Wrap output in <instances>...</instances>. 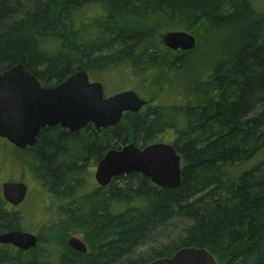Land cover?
Returning <instances> with one entry per match:
<instances>
[{
	"label": "trees",
	"instance_id": "1",
	"mask_svg": "<svg viewBox=\"0 0 264 264\" xmlns=\"http://www.w3.org/2000/svg\"><path fill=\"white\" fill-rule=\"evenodd\" d=\"M165 31L226 44L225 59L211 56L206 79L196 74L188 87L190 77L182 81L187 93L175 105L168 102L177 96L173 72L187 56L161 45ZM18 64L45 87L80 70L97 78L126 65L127 79L149 80L152 91L148 104L116 127L71 133L54 126L34 147L11 144L67 204L44 244L39 238L29 251L0 245V264H147L184 247L207 248L219 264H264V161L236 177L264 149V16L253 0H0V72ZM155 69L165 72L154 80L148 76ZM166 133L182 158L180 188L133 173L87 190L81 176L109 150L142 148ZM22 220L0 189V234L22 230ZM167 229L180 234L129 260ZM76 235L86 254L67 245Z\"/></svg>",
	"mask_w": 264,
	"mask_h": 264
},
{
	"label": "water",
	"instance_id": "2",
	"mask_svg": "<svg viewBox=\"0 0 264 264\" xmlns=\"http://www.w3.org/2000/svg\"><path fill=\"white\" fill-rule=\"evenodd\" d=\"M161 45L170 51L190 52L197 47L194 33L165 31L159 34ZM148 100L128 90L105 95L101 82L90 81L87 71L80 70L64 82L52 87L43 86L23 64L0 72V139L17 149L34 147L41 132L60 126L76 133L89 125L96 129L116 127L126 113H138ZM182 158L173 145L153 143L138 147L133 143L121 149H111L98 162L95 181L109 186L115 178L139 173L164 189H178L182 183ZM4 200L14 207L24 203L28 187L24 182H4ZM39 237L24 230L0 234V245H11L21 251L38 246ZM67 245L86 254L88 247L82 239L71 236ZM147 264H219L207 248L184 247L172 257Z\"/></svg>",
	"mask_w": 264,
	"mask_h": 264
},
{
	"label": "rangeland",
	"instance_id": "3",
	"mask_svg": "<svg viewBox=\"0 0 264 264\" xmlns=\"http://www.w3.org/2000/svg\"><path fill=\"white\" fill-rule=\"evenodd\" d=\"M253 3L255 9L264 16V0H253ZM208 35L209 34H205L202 39L197 41V47L193 51H173L178 56L186 54L187 59L182 63L178 70L173 72L174 82L172 83L175 89L172 93H177V96H173L168 100L170 105L180 103L181 98L178 95L187 93L185 92L184 88L181 87L182 81L190 77L187 82L188 87L196 74L199 77H205L206 79V76L209 75L213 69L212 57H214L215 62L225 59L224 47L226 44L221 42L218 46H213L209 42V40H212L210 37H208ZM195 37L198 39L197 35ZM158 39L160 42L159 37ZM163 47L165 48V46ZM125 70H128V67L126 65H121L119 67L109 69L108 71L110 72L106 71L103 73V76L106 77L105 81L101 80L103 79V76L97 78L90 76V79L94 80V82L98 81L103 84L106 96L117 94V92L124 90H133L141 98H148L149 93L152 91V84L149 82V80L141 79L139 81H133V79H127L129 76L124 74V72H126ZM164 72L165 71L162 69H155V72L153 71L152 75H149L148 77H152L155 80L159 74ZM166 77L168 78L169 75H166ZM167 88L168 86L165 84V90H167ZM172 138H174L173 133H166L164 135H160L155 140V142L171 144L169 142ZM263 161L264 149L256 157L244 163L242 165V169H239L236 177H239L242 173L252 169L254 166L262 163ZM30 164L31 158L28 154L18 153L8 141L6 142V140L0 139V189L4 182L21 181L27 185L28 194L26 200L21 206L15 208V210L22 214V225L24 226H22V230L38 235L42 239V244H44V241L48 237L47 229L51 225L55 224L61 217L60 208L67 204V201H64L62 198H59L52 192L49 193V191L43 187L42 183L39 182V180L34 175ZM97 164L98 163L88 168L86 176H81L82 178L86 177L89 179L87 190L97 187V183L95 181V171ZM172 232L173 231L171 229H167L162 234L157 235L147 244H143L129 257V260L135 261L140 256V254L149 252L150 250L158 248L163 244H167L172 240L174 241V239H176L180 234V231L178 230L177 233L175 231L173 233ZM80 236L81 235H76V237L81 239Z\"/></svg>",
	"mask_w": 264,
	"mask_h": 264
},
{
	"label": "flooded vegetation",
	"instance_id": "4",
	"mask_svg": "<svg viewBox=\"0 0 264 264\" xmlns=\"http://www.w3.org/2000/svg\"><path fill=\"white\" fill-rule=\"evenodd\" d=\"M90 81H91V82H94V80H91V79H90ZM104 90H105V88H104ZM124 91H126V90H124ZM120 92H123V91H120ZM120 92H117V93H120ZM113 95H114V94H113ZM110 96H111V95H110ZM2 140H4V139H2ZM9 143H10V142H9ZM10 144H11V143H10ZM103 157H104V156H103ZM103 157H102V158H103ZM102 158H101V159H102ZM101 159H100V160H101ZM95 173H96V171H95ZM96 183H97V182H96ZM97 185H98V184H97ZM7 204H8L9 206H11L12 209H14V210H15V208H17V207H14L13 205H11L10 203H7ZM21 205H22V204H21ZM21 205H20V206H21ZM18 207H19V206H18ZM37 236H38V235H37ZM38 237H39V236H38ZM39 238H40V237H39Z\"/></svg>",
	"mask_w": 264,
	"mask_h": 264
},
{
	"label": "bare ground",
	"instance_id": "5",
	"mask_svg": "<svg viewBox=\"0 0 264 264\" xmlns=\"http://www.w3.org/2000/svg\"><path fill=\"white\" fill-rule=\"evenodd\" d=\"M90 6V5H89ZM220 57V56H219Z\"/></svg>",
	"mask_w": 264,
	"mask_h": 264
}]
</instances>
